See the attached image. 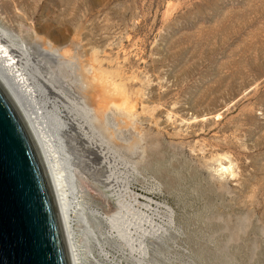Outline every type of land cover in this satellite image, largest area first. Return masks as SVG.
Instances as JSON below:
<instances>
[{
	"label": "rangeland",
	"instance_id": "1",
	"mask_svg": "<svg viewBox=\"0 0 264 264\" xmlns=\"http://www.w3.org/2000/svg\"><path fill=\"white\" fill-rule=\"evenodd\" d=\"M10 2L15 34L69 49L63 64L31 47L64 86L84 56L119 92L106 168L64 147L81 264H264V0Z\"/></svg>",
	"mask_w": 264,
	"mask_h": 264
},
{
	"label": "bare ground",
	"instance_id": "2",
	"mask_svg": "<svg viewBox=\"0 0 264 264\" xmlns=\"http://www.w3.org/2000/svg\"><path fill=\"white\" fill-rule=\"evenodd\" d=\"M17 21L13 2L0 5V89L20 116L44 167L63 230L70 264H81L67 212L70 205L67 195L69 193L73 196L79 187L76 181L77 171L75 173V170L66 163V161L69 163V159L64 147L70 144L74 157L89 167V171L91 168L103 171L108 164L110 153L105 147L104 138H108L107 140L114 145H118V142L112 130L103 121L102 113L119 111V92L113 88V82L104 80L101 70L90 63L89 58L81 55L82 59H79L81 84L73 88L64 86V81L43 63L47 59H40L35 50L31 49L33 45L40 43L45 52H50L48 53L50 56H47L64 60L63 64L70 62L71 57L67 55L69 49L59 48L58 45L48 49L44 38L35 33L25 37L15 34ZM45 70L47 74L44 73ZM104 90L102 95L101 91ZM38 96L42 98L43 105H38ZM38 107L43 111V119H46L44 122L38 115ZM44 123L52 126L55 143L49 138L43 127ZM59 150L64 167L57 158ZM77 159H72L73 165H78L75 161ZM110 180L108 175L102 182L109 183ZM118 221L119 219L114 217L108 224L116 230L117 236Z\"/></svg>",
	"mask_w": 264,
	"mask_h": 264
},
{
	"label": "water",
	"instance_id": "3",
	"mask_svg": "<svg viewBox=\"0 0 264 264\" xmlns=\"http://www.w3.org/2000/svg\"><path fill=\"white\" fill-rule=\"evenodd\" d=\"M0 264H70L44 167L1 89Z\"/></svg>",
	"mask_w": 264,
	"mask_h": 264
}]
</instances>
